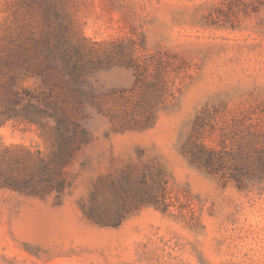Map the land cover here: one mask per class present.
Listing matches in <instances>:
<instances>
[{
    "label": "rangeland",
    "instance_id": "1",
    "mask_svg": "<svg viewBox=\"0 0 264 264\" xmlns=\"http://www.w3.org/2000/svg\"><path fill=\"white\" fill-rule=\"evenodd\" d=\"M19 2L0 0V47L48 16L116 64L92 78L106 100L102 112L88 108L92 142L68 168L64 195L0 187V264H264V0ZM157 93L151 120L140 110V126L118 130ZM5 148L47 154L51 143L37 125L7 120ZM201 148L215 170L191 162ZM148 167L167 175L166 212L147 206L115 226L86 217L96 187L108 195L111 177ZM241 168L243 187L233 179Z\"/></svg>",
    "mask_w": 264,
    "mask_h": 264
},
{
    "label": "trees",
    "instance_id": "2",
    "mask_svg": "<svg viewBox=\"0 0 264 264\" xmlns=\"http://www.w3.org/2000/svg\"><path fill=\"white\" fill-rule=\"evenodd\" d=\"M33 7L43 0H20ZM53 10L59 18L58 10ZM43 29H21L10 33L0 47V124L17 120L37 125L48 137L51 150L43 154L25 151L21 155L5 148L0 151V187L27 196L61 198L71 183L68 168L80 152L92 142L86 126L88 108L97 106L102 112L106 96L92 81L100 70L115 63L113 57H100L94 48L86 51L75 42L63 21L56 25L46 19ZM35 79L36 88L23 86ZM161 95L147 96L133 112H126L118 122V130H133L140 126L138 111L144 110L151 120ZM138 112V113H137ZM117 115L113 114V118ZM191 162L211 171L217 168L212 151L191 152ZM219 168V167H218ZM242 169L233 179L244 186ZM168 178L162 168L143 170L138 176L130 172L111 177L107 190L96 187L89 204L84 206L86 217L100 226L119 225L129 215L147 206L166 212Z\"/></svg>",
    "mask_w": 264,
    "mask_h": 264
}]
</instances>
